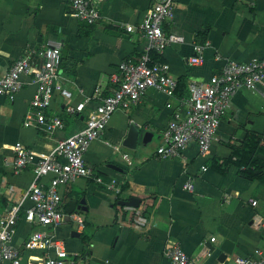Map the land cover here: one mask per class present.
I'll return each mask as SVG.
<instances>
[{
	"label": "crops",
	"instance_id": "crops-1",
	"mask_svg": "<svg viewBox=\"0 0 264 264\" xmlns=\"http://www.w3.org/2000/svg\"><path fill=\"white\" fill-rule=\"evenodd\" d=\"M154 2L105 0L102 18L89 25L71 14L68 0H0V74L26 55L41 62L38 52L60 43V82L72 92L73 103L92 99L97 90L110 95L118 87L120 64L138 61L147 46L139 31L130 33L126 27H137ZM165 30L184 38L183 43L169 45L162 56L178 80L176 94L169 97L151 88L137 105L115 112L85 155L87 166L101 181L81 178L62 189L65 213L71 200L85 198L87 210L74 214L85 228L65 216L59 227L47 230L65 241L69 258L77 264H172L168 251L175 244L196 264H238V258L264 252V177L248 179L235 158L249 138L264 137L263 89H241L233 96L206 155L191 143L181 157L157 156L168 123L176 112H186L183 102L190 99L192 84L207 83L225 59L264 58V0H176L174 21ZM197 44L205 45L204 63L192 65ZM21 80L22 88L13 100L0 95V227L10 208L21 204L13 242L25 262L40 264L55 253L26 248L33 231L42 228L25 218L32 206L25 194L35 177L32 168L15 172L13 147L20 143L36 153L50 154L60 140L84 127L98 101L92 99L83 111L70 115L69 101L55 93L46 116L59 117L64 128L50 133L36 123L26 127L37 85L30 75ZM132 123L153 134L148 145L137 151L123 146ZM259 157L264 160V155ZM49 178L41 182L46 184ZM188 181L194 185L192 192L185 188ZM130 197L141 199L139 208L118 205ZM73 232L81 236L72 237ZM225 239L235 248L222 263L218 249Z\"/></svg>",
	"mask_w": 264,
	"mask_h": 264
},
{
	"label": "built area",
	"instance_id": "built-area-1",
	"mask_svg": "<svg viewBox=\"0 0 264 264\" xmlns=\"http://www.w3.org/2000/svg\"><path fill=\"white\" fill-rule=\"evenodd\" d=\"M104 1L68 0V5L74 17L93 25L102 18L101 6ZM175 9L176 0H155L137 27H126L130 33L139 31L146 39L147 46L138 61L128 60L120 64L119 76L116 77L118 87L110 95L104 96L101 91H96L92 99L97 100L98 104L90 111L80 131L60 140L47 155L31 151L20 143L13 147L15 172L32 168L35 177L25 194V198L32 201V206L25 212V218L42 228L33 231L26 248H44L55 253L54 257H49L40 264H77L76 260L69 258L65 241L47 229L59 227L65 216L70 217L73 223H78L81 229L85 228L82 219L65 213L62 189L81 178L101 181L87 166L85 155L91 144L100 139L115 112L129 110L137 105L151 88L169 97L176 94L178 80L171 74L170 65L163 60L153 59V54L162 57L169 45L184 42L182 36L168 34L165 30L174 21ZM204 49L205 45H195V53L190 59L192 65L204 63ZM38 56L41 62L26 55L15 61L5 74H0V95L13 100L22 88L21 77L30 75L37 85V91L31 101L33 110L28 113L24 126L30 127L36 123L52 133L65 126L59 117L46 116L55 93H60L69 101L66 112L70 115L83 111L92 99L74 104L72 92L62 86V44H49L38 52ZM217 60H221V57H217ZM241 89L253 92L264 90V58L247 62L225 59L220 72L213 75L207 83L200 86L192 84L191 97L183 102L186 112H176L168 123L162 134L157 156L164 159L181 157L191 143L199 146L201 155L209 153L217 140L222 118L230 108L233 96ZM203 170H206L205 166ZM47 177H50L48 183H42L41 180ZM185 188L194 191L192 181H188ZM253 204L256 205V202ZM21 206H12L0 227V264H30L22 259L19 248L13 242ZM168 256L172 264H196V260L178 244L173 245ZM237 263L264 264V252L257 250L255 257L238 258Z\"/></svg>",
	"mask_w": 264,
	"mask_h": 264
},
{
	"label": "water",
	"instance_id": "water-1",
	"mask_svg": "<svg viewBox=\"0 0 264 264\" xmlns=\"http://www.w3.org/2000/svg\"><path fill=\"white\" fill-rule=\"evenodd\" d=\"M153 134L146 131V127H142L141 125L137 123H132L130 125L128 135L126 139L123 142V146L137 151L140 147H146L148 143L152 140ZM110 168L121 171L120 167L110 164L108 165ZM118 205L121 207H129V208H139L141 205V199L137 197H130L127 200H120L118 201ZM86 211V201L85 198H82L81 200H71L69 202V206L66 210V213L68 215H74L77 211ZM81 235L80 233L73 232L72 237L79 238ZM235 244L228 239H225L220 247H219V255L218 259L223 263L226 261V259L229 256H232L234 253ZM212 252L215 251V247L211 245ZM91 253H86V256H88ZM93 261L100 262L97 259H93Z\"/></svg>",
	"mask_w": 264,
	"mask_h": 264
},
{
	"label": "trees",
	"instance_id": "trees-1",
	"mask_svg": "<svg viewBox=\"0 0 264 264\" xmlns=\"http://www.w3.org/2000/svg\"><path fill=\"white\" fill-rule=\"evenodd\" d=\"M153 59L156 61H162V57L156 54H153ZM253 137L254 138H249L246 141V147L235 155V158H237V164L242 169L243 174L250 180L256 176L264 177V160L259 157L260 154L264 155V137ZM256 171L261 172V174L257 175ZM83 240L85 244L88 241L85 236H83Z\"/></svg>",
	"mask_w": 264,
	"mask_h": 264
}]
</instances>
